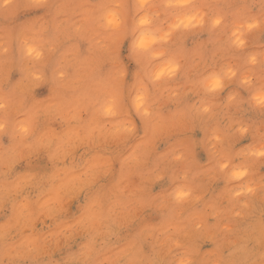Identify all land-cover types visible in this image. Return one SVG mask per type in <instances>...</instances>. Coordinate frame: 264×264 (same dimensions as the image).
Here are the masks:
<instances>
[{
	"label": "rangeland",
	"instance_id": "374dc122",
	"mask_svg": "<svg viewBox=\"0 0 264 264\" xmlns=\"http://www.w3.org/2000/svg\"><path fill=\"white\" fill-rule=\"evenodd\" d=\"M0 264H264V0H0Z\"/></svg>",
	"mask_w": 264,
	"mask_h": 264
},
{
	"label": "clouds",
	"instance_id": "9594fccd",
	"mask_svg": "<svg viewBox=\"0 0 264 264\" xmlns=\"http://www.w3.org/2000/svg\"><path fill=\"white\" fill-rule=\"evenodd\" d=\"M154 42H155V41H151V43H154ZM148 43H149V41H147V40H143V39H142L141 42H140V45H139V46H140L141 48H144V47L146 46V44H148ZM32 52H33V50L29 49V50H28V55L31 56V55H32Z\"/></svg>",
	"mask_w": 264,
	"mask_h": 264
},
{
	"label": "bare ground",
	"instance_id": "6f19581e",
	"mask_svg": "<svg viewBox=\"0 0 264 264\" xmlns=\"http://www.w3.org/2000/svg\"><path fill=\"white\" fill-rule=\"evenodd\" d=\"M109 16L111 17V15H109ZM110 17H109V19H110ZM112 17H113V15H112ZM110 20H113V18H112V19H110ZM110 20H109V21H110Z\"/></svg>",
	"mask_w": 264,
	"mask_h": 264
}]
</instances>
